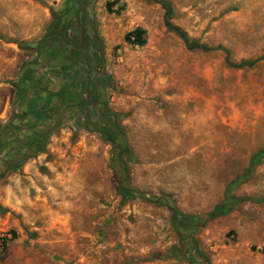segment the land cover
Wrapping results in <instances>:
<instances>
[{
	"label": "rangeland",
	"instance_id": "obj_1",
	"mask_svg": "<svg viewBox=\"0 0 264 264\" xmlns=\"http://www.w3.org/2000/svg\"><path fill=\"white\" fill-rule=\"evenodd\" d=\"M28 1L48 17L62 5L0 0V112L5 106L7 115L0 168L29 132L25 124L7 125L18 89L25 90L21 69L38 54L26 43L42 40L49 21L31 27ZM166 1L170 23L188 39L222 50L186 49L163 26L160 5L125 0L115 42L103 50L104 100L122 136L111 141L83 129L61 108L65 100L49 108L42 151L23 155L15 171L0 169V185L12 187L6 210L20 237L0 264H188L180 239L188 233L174 229L171 208L203 222L191 240L210 264H264V0ZM135 22L148 28L141 47L121 40ZM52 83L54 92L59 85ZM119 184L134 192L122 199ZM241 197L258 201L205 218Z\"/></svg>",
	"mask_w": 264,
	"mask_h": 264
},
{
	"label": "flooded vegetation",
	"instance_id": "obj_2",
	"mask_svg": "<svg viewBox=\"0 0 264 264\" xmlns=\"http://www.w3.org/2000/svg\"><path fill=\"white\" fill-rule=\"evenodd\" d=\"M93 4L91 0H72L65 4L57 35L44 36L35 48L46 59L48 87L55 80L63 82L49 99L52 107L65 100L61 108L71 112L83 129L107 136L109 130L114 129L117 117L108 109L104 100L108 79L104 72L103 54L95 36ZM55 36L57 40H54L55 47L52 48L50 44ZM56 46L58 49L54 55L52 52H55ZM15 116L13 121L9 120L7 128L20 124ZM24 124L26 128L29 127L28 121ZM22 135L18 145L5 152L6 155H13L16 160L38 150L44 141V135L35 134L32 130ZM8 165L11 162H5L0 169L5 170ZM184 258L188 259L187 255ZM197 263L201 264V260L189 264Z\"/></svg>",
	"mask_w": 264,
	"mask_h": 264
},
{
	"label": "crops",
	"instance_id": "obj_3",
	"mask_svg": "<svg viewBox=\"0 0 264 264\" xmlns=\"http://www.w3.org/2000/svg\"><path fill=\"white\" fill-rule=\"evenodd\" d=\"M63 1L64 0H60V4H62ZM124 1L125 0H95L93 4L92 15L95 22V36L97 37V41L100 45L102 54H103V50H105L104 46H106L107 43L115 42V40H113L114 38L112 39L113 37L112 33H114V35L117 34V31H115L117 27L115 23L117 21L116 18H119L121 17L122 14H127L128 12V10L125 9ZM37 7H38V12L37 14H34V9ZM37 7L35 4H33L30 1L26 2V4L23 6V9L27 15L33 12L34 17H32L31 20H29L31 27L38 28L39 26H42V24L46 22V20L48 21L49 19L47 23L48 26L51 22L50 15L48 17L47 12H45L39 6ZM130 22H131V17H126V25H128ZM47 26L45 27L44 32ZM136 28H140L143 31L142 38H144V40L146 41L145 36L147 34V29H148L147 24H144L143 22H135V24L132 27L127 28L125 32L122 33L121 40L123 41V43L129 46L141 47L136 44H131L124 41V36L134 31ZM34 34L35 33L32 32V35ZM29 37L30 35L24 36V38L22 39L24 41ZM130 38L132 39V36ZM116 42H120V39ZM112 48L115 49L116 46H113ZM45 61L46 59L39 52L38 54L37 52H35L34 56L33 55L29 56L27 62L24 64L23 68L21 69V73H20V76L22 75L21 81L24 84H29L32 83L33 81L35 82V80L38 79V77H40L42 80H41V84H39V87L45 88L46 91H52L53 93V90H50V88L48 87V80L46 79V76L48 74V70H47L48 65H46ZM33 62H37L38 65L31 66L30 63ZM56 82L58 85L60 83H63L61 82V80H58ZM51 84L54 85L52 82ZM31 87L34 89H32ZM31 87L28 86V88H25V90L18 89V93L15 96V103L12 110L14 115H16L15 117L19 120L21 126L22 124L28 121L30 128L27 127V129H29V132L32 130L33 133L35 134L43 135V133L40 132L41 129L45 127L43 119L45 118V116H48L47 114L49 111H51L49 110V108H52V104L49 99L45 98L44 92L41 91L39 93L38 90L39 88H37L36 86L34 87L31 86ZM57 89L58 88H56V90ZM6 116H7L6 109L4 106L2 112H0V123H4L6 121L7 119ZM6 136L9 137L8 135ZM18 137L21 140L23 138V135ZM19 139H16V141H20ZM11 189L12 187L9 184H5L4 186L0 185V207L5 210L6 208L12 210L13 207L12 205L13 195L11 194ZM1 191L7 192V196H4V193L2 194ZM9 201H10V205H9ZM9 217L10 216L9 213H7V210L6 212L0 213V234L5 235L6 237L5 252L7 251V248L12 247L13 242H16L20 239L19 234L17 230L13 227L12 222H10Z\"/></svg>",
	"mask_w": 264,
	"mask_h": 264
},
{
	"label": "trees",
	"instance_id": "obj_4",
	"mask_svg": "<svg viewBox=\"0 0 264 264\" xmlns=\"http://www.w3.org/2000/svg\"><path fill=\"white\" fill-rule=\"evenodd\" d=\"M70 2H72V0H64L58 11L54 12V11L50 10L51 22L47 26L44 36H49L51 34L57 35L56 30L59 27L60 22H61L60 15L64 10L63 6L65 4H69ZM152 2L157 3L163 9L162 22H163V26L165 27L166 31L171 32L176 37H178L183 42L184 47L186 49H188V50H200V51H204V52L221 49L220 47L210 48V47H207L203 44H199L195 40L188 39L186 37V34L180 28H178L177 26H174L173 24L170 23V21H169V18L171 16L170 4L166 0H152ZM142 34H143V31L140 28H136L134 31H132V32H130L124 36V41L131 43V44H136L138 46H142L145 44V40H144V38H142ZM131 36H132V39L130 38ZM54 40H57L56 36L53 37V40L50 44L52 48L55 47L54 46ZM20 45L23 48H27V46L24 43H22ZM57 49H58V47L56 46V48L54 50L55 52H52L54 55L56 54ZM223 51H224L226 59H227L228 52L225 50H223ZM253 63H254L253 61H251V62H240L237 65H234V67H238V68L239 67H245V66L250 67L253 65ZM30 65L34 66V65H38V64H37V62H33V63H30ZM29 71H28V73H29ZM32 78H33V76H32ZM21 80H22V78H21ZM30 80H31V78H30ZM41 80L42 79L40 77H38V79H36L35 82L33 81L32 83H29V84L23 83V86H24V88H28V86L29 87L36 86L37 88H39L38 89L39 93L41 91L44 92L45 98L50 99L52 92L46 91L45 88L39 87V84H41ZM16 130H19V128L17 127ZM121 136H122V130L119 126H117V122H116L114 129L109 130L107 136H104V137L109 138L111 141H114V140L117 141L118 137L121 138ZM43 143L44 142H42L40 144V148L38 149V151H42ZM24 157L25 156H23L21 160H16L15 158L10 160L11 165H8L7 169L10 171L17 170L19 168V166L21 165V163L24 161ZM3 173H4V171L0 172V178L2 177ZM117 191H118V195L122 199L127 198L132 191L134 192V190H131L128 186H125L123 184H119ZM245 201H255L256 202L258 200H253V199L246 198V197L231 198L230 202L227 205L222 204V205L215 206L212 209V211L208 212L205 215V218L206 219H213L215 217L225 215L229 211H232L237 203L245 202ZM171 211L173 213L172 214V223H173L174 229H182L188 233L184 238H180L181 240H183L184 245H185L184 251L185 250L186 251L184 254L187 255V257H188V259H186V258H183V259L186 262H188V264L189 263H196L197 260H201V264H210L209 260L206 258V256L197 248L196 242H194V240H191V234L193 232H195L197 228L201 227L203 225V222H200V220L196 219V217L184 215V214L178 212V210H176L175 208H171ZM3 212H5V209L0 207V213H3ZM173 250L175 251L174 248H173ZM3 253H5V250H4V252H2V254Z\"/></svg>",
	"mask_w": 264,
	"mask_h": 264
},
{
	"label": "built area",
	"instance_id": "obj_5",
	"mask_svg": "<svg viewBox=\"0 0 264 264\" xmlns=\"http://www.w3.org/2000/svg\"><path fill=\"white\" fill-rule=\"evenodd\" d=\"M6 248V237L3 234H0V256L3 255L2 252H4Z\"/></svg>",
	"mask_w": 264,
	"mask_h": 264
},
{
	"label": "water",
	"instance_id": "obj_6",
	"mask_svg": "<svg viewBox=\"0 0 264 264\" xmlns=\"http://www.w3.org/2000/svg\"><path fill=\"white\" fill-rule=\"evenodd\" d=\"M95 0H91V5L94 3ZM26 45L30 48H35L37 43L34 42V43H26ZM146 196V195H145ZM147 197V196H146Z\"/></svg>",
	"mask_w": 264,
	"mask_h": 264
}]
</instances>
